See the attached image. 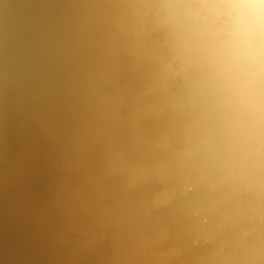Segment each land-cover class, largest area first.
<instances>
[{
    "label": "water",
    "instance_id": "1",
    "mask_svg": "<svg viewBox=\"0 0 264 264\" xmlns=\"http://www.w3.org/2000/svg\"><path fill=\"white\" fill-rule=\"evenodd\" d=\"M123 2L40 0L0 71V264L72 263L60 247L92 202L83 191L96 176L131 189L133 144L154 145L142 126L166 110L152 94L167 73Z\"/></svg>",
    "mask_w": 264,
    "mask_h": 264
},
{
    "label": "bare ground",
    "instance_id": "2",
    "mask_svg": "<svg viewBox=\"0 0 264 264\" xmlns=\"http://www.w3.org/2000/svg\"><path fill=\"white\" fill-rule=\"evenodd\" d=\"M39 1L0 0V71ZM123 6L133 16L140 9L164 65L165 84L152 97L166 98V110L143 122L154 145L133 144L131 189L96 176V188L83 191L92 202L72 232L67 225L62 254H74L70 264H264V102L209 81L180 43L184 22L170 0Z\"/></svg>",
    "mask_w": 264,
    "mask_h": 264
},
{
    "label": "clouds",
    "instance_id": "3",
    "mask_svg": "<svg viewBox=\"0 0 264 264\" xmlns=\"http://www.w3.org/2000/svg\"><path fill=\"white\" fill-rule=\"evenodd\" d=\"M183 20L184 50L209 81L264 102V0H170Z\"/></svg>",
    "mask_w": 264,
    "mask_h": 264
}]
</instances>
